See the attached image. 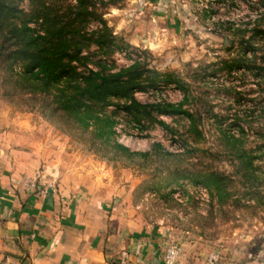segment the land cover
<instances>
[{
  "label": "rangeland",
  "instance_id": "rangeland-1",
  "mask_svg": "<svg viewBox=\"0 0 264 264\" xmlns=\"http://www.w3.org/2000/svg\"><path fill=\"white\" fill-rule=\"evenodd\" d=\"M92 1L113 39L84 49L75 71L135 66L142 89L83 115L55 111L53 95L34 93L0 55V133L39 172L59 163L85 184L110 182L132 228L164 232L186 259L264 264V0ZM131 96L181 102L190 116L128 109Z\"/></svg>",
  "mask_w": 264,
  "mask_h": 264
},
{
  "label": "crops",
  "instance_id": "crops-1",
  "mask_svg": "<svg viewBox=\"0 0 264 264\" xmlns=\"http://www.w3.org/2000/svg\"><path fill=\"white\" fill-rule=\"evenodd\" d=\"M15 139L0 133V264H163L164 232L134 230L110 182L85 184L59 163L39 172ZM36 172L56 189L41 195L26 185ZM179 253L175 264H226Z\"/></svg>",
  "mask_w": 264,
  "mask_h": 264
},
{
  "label": "trees",
  "instance_id": "trees-1",
  "mask_svg": "<svg viewBox=\"0 0 264 264\" xmlns=\"http://www.w3.org/2000/svg\"><path fill=\"white\" fill-rule=\"evenodd\" d=\"M17 1L0 0V55L11 58L19 66L20 78L34 93L53 95V110L83 115L89 104L103 101L109 94L127 99L129 90L142 89L137 80L141 75L135 66L116 72L87 69L79 74L75 71L73 61L84 59L82 52L90 44L104 48L112 43L111 32L97 13L94 1L73 0L63 10L56 4L59 0H49L51 4L45 0H23L29 6L28 13ZM92 19L97 25L87 36L86 27ZM31 22L37 27L30 26ZM126 107H154L162 114L190 116L182 109L181 102L141 104L131 96ZM159 123L167 127L165 122ZM116 146L127 149L120 144Z\"/></svg>",
  "mask_w": 264,
  "mask_h": 264
},
{
  "label": "built area",
  "instance_id": "built-area-1",
  "mask_svg": "<svg viewBox=\"0 0 264 264\" xmlns=\"http://www.w3.org/2000/svg\"><path fill=\"white\" fill-rule=\"evenodd\" d=\"M25 184L35 189L41 195H45L49 191L56 189L55 181L46 178L44 175L28 179ZM178 253L179 248L177 246H168L163 252V264H175Z\"/></svg>",
  "mask_w": 264,
  "mask_h": 264
}]
</instances>
